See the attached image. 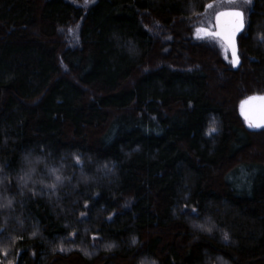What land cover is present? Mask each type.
<instances>
[{"label":"trees","instance_id":"16d2710c","mask_svg":"<svg viewBox=\"0 0 264 264\" xmlns=\"http://www.w3.org/2000/svg\"><path fill=\"white\" fill-rule=\"evenodd\" d=\"M85 1L0 0V264H264V0L236 68L176 39L214 0Z\"/></svg>","mask_w":264,"mask_h":264},{"label":"snow or ice","instance_id":"6c2138e0","mask_svg":"<svg viewBox=\"0 0 264 264\" xmlns=\"http://www.w3.org/2000/svg\"><path fill=\"white\" fill-rule=\"evenodd\" d=\"M237 2H238V0H228V3H230V4H235ZM239 2L243 3V4H251V0H239ZM209 7H211V5H209ZM251 24H252V21L250 19L246 18L245 12L240 7H236V8L230 9L228 11H223V12L218 13L216 16L215 24H214L212 29L198 28L197 32L204 33V36L200 37V38H213V39H219V40L223 41L224 46H225L224 47L225 53L227 54L229 52V50L231 52V56L233 59L230 62L234 65H239L238 45L236 43V37L238 34H240L246 28V25L251 26ZM215 29H218V30H215ZM262 39H264V37H262ZM248 99L250 101L251 100H264V97L253 96V97H249ZM246 119H248V117H246ZM249 127H264V119L250 120L249 121ZM215 132H217V129L215 127V118H213L212 119V126L209 128V131L207 134L211 135L212 133H215ZM41 151H43V150H41ZM75 160L79 164L80 158L75 157ZM25 162H26V164H31L32 160H30L29 157L26 156ZM36 162L39 163V158H37ZM104 168L107 171L112 170V169L108 168L107 164L104 165ZM113 168H114V165H113ZM45 169L47 172H51L52 174H55L57 171L54 168L53 169H47L46 165H45ZM32 171L34 172V170H32ZM26 175H28V173H26ZM19 179L24 181V186L27 185V180H24V177H20ZM63 179L64 178L62 176L55 175V182H53L50 185H45V187H48L53 192H55L56 187H57V183H63ZM0 182H2V181H0ZM41 183H43V181H41ZM11 205H12V200L6 199V203L0 204V208H9V207H11ZM190 211L199 215V213L197 212L196 209H191ZM81 215H83V213ZM6 219L7 218H5V221H6ZM194 227H198L202 231H205L209 234H211L213 231L212 227H206L203 224L194 225ZM5 231H6V229H0V235H3V233ZM36 234H37L36 231H33L31 233L32 236H35ZM7 239H15V238L8 236ZM21 239H22V237H21ZM222 239L225 241H228L230 239L229 234L227 232H223ZM135 242H136L135 238H133L132 243H135ZM109 247H111V245H109ZM54 250H57V249H54ZM58 250L61 252L65 251V249L63 247H60ZM85 255H90V253L85 252ZM218 259L221 260V264H227V262L223 261L222 258L218 257ZM153 264H155L154 261H153Z\"/></svg>","mask_w":264,"mask_h":264},{"label":"rangeland","instance_id":"374dc122","mask_svg":"<svg viewBox=\"0 0 264 264\" xmlns=\"http://www.w3.org/2000/svg\"><path fill=\"white\" fill-rule=\"evenodd\" d=\"M90 2H91V0H86L84 2V5H89ZM209 5H211V7H209ZM209 5L207 6V8H206V10H205V12L203 14L199 15L197 18H195V19H193L191 21L183 20V22H181V24L178 25V27H176L174 29L175 35H176V39H178L177 38L178 35H180V38H183V37L190 38V37H192L193 40H195L199 45L200 44L202 45L199 48L200 49L199 51H200L201 54H203L204 52H207L206 48L211 49L213 54H214L213 56L215 58L221 59L222 61H224L225 63H227L231 67L236 68L241 63L239 46H238L239 65H234V64H232L230 62L233 59L232 56H231L230 50H229V52L227 54L224 51V47L225 46H224L223 41H221L219 39H213V38H200V37L204 36V33L197 32V29L198 28L212 29L214 24H215L216 16H217L218 13L223 12V11H228V10L236 8V7H240L245 12V16H246V13H247V10H248L250 4L240 3L239 0L235 4L228 3V0H214ZM188 30H189V32H188ZM215 30H218V29H215ZM244 30L240 34H238L237 37H236L237 45H238L239 37L244 32ZM71 35L73 37H76V32L75 31L71 32ZM166 38H167V36H162L161 41H166ZM183 39H178L177 42L178 41L180 42ZM182 43H184V42L182 41ZM182 46H180V48H182ZM184 47L185 48L178 49L177 52L179 54H177V56H180V59L182 60V62H183V60L185 62L194 60L187 53L186 48H188V46L186 45ZM198 59H200V58H198ZM213 61L214 62H210V63H207L205 65L210 68L211 72L213 73L214 78L216 77L217 84L220 85V87H221L222 83L220 84L219 81H222L225 78H222L223 76H221V73L219 71V65L216 62V60H213ZM213 81H214V79H213ZM227 99H228V101H231L232 97H230V98L228 97ZM242 100H240V102L237 104V110H238V112L240 113V115L243 118V115L240 112V103H241ZM252 134H253V139H254L255 145L259 149L258 154H259L260 157H262L264 159V129H260L258 131H253Z\"/></svg>","mask_w":264,"mask_h":264},{"label":"water","instance_id":"95a60500","mask_svg":"<svg viewBox=\"0 0 264 264\" xmlns=\"http://www.w3.org/2000/svg\"><path fill=\"white\" fill-rule=\"evenodd\" d=\"M253 96H260V97H264V93L263 94H254V95H250V96H248V97H246V98H244L242 101H241V103H240V110L245 106V105H247V104H250V108H249V110L251 109V110H259L260 112L262 111V118L261 119H264V100H249L248 98L249 97H253ZM251 111L249 112V117H250V119L251 120H253L254 118L251 116ZM242 115H243V113H241ZM249 117H248V119H246V116L245 117H243L245 120H246V123H247V126L249 127ZM261 119H255V120H261ZM251 130H252V132L253 131H258V130H260V129H264V127H253V128H251V127H249Z\"/></svg>","mask_w":264,"mask_h":264},{"label":"flooded vegetation","instance_id":"af4514ba","mask_svg":"<svg viewBox=\"0 0 264 264\" xmlns=\"http://www.w3.org/2000/svg\"><path fill=\"white\" fill-rule=\"evenodd\" d=\"M249 108H250V104H247L240 110V112L243 113V117H245V116L249 117L250 116L249 112L251 111L252 112L251 116L254 119H257V118L261 119L262 118V111L260 112L258 109L257 110H251V109L249 110ZM249 120H251L250 117H249ZM251 128H253V127H251Z\"/></svg>","mask_w":264,"mask_h":264}]
</instances>
